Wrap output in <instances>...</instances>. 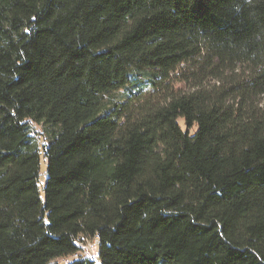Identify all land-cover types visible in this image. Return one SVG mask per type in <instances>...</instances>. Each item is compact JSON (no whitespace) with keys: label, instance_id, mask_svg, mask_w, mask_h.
Returning <instances> with one entry per match:
<instances>
[{"label":"trees","instance_id":"obj_1","mask_svg":"<svg viewBox=\"0 0 264 264\" xmlns=\"http://www.w3.org/2000/svg\"><path fill=\"white\" fill-rule=\"evenodd\" d=\"M263 96L264 0H0V264H264Z\"/></svg>","mask_w":264,"mask_h":264},{"label":"rangeland","instance_id":"obj_2","mask_svg":"<svg viewBox=\"0 0 264 264\" xmlns=\"http://www.w3.org/2000/svg\"><path fill=\"white\" fill-rule=\"evenodd\" d=\"M188 70H189V67H185V69L181 70L180 73H184ZM205 82H206V85H205L206 87L210 84H211L210 86H212L216 83L215 81H207V80ZM174 86L176 89L179 88V89H182L184 92H189L190 90L193 89L194 82L190 79L188 82L187 81L183 82V83L175 82ZM167 94H168L167 91H160L159 94H153V98H154L155 102H158V101L162 100L163 97H165ZM112 99L115 101H120V94L113 96ZM262 103L264 104V96L262 98ZM179 125L182 127L183 131L187 130L183 119H179ZM37 130L39 132H42L40 127H37ZM196 131H197V128L195 127L190 132H191V134H193ZM46 169H47L46 163L42 162L41 170H40V173L42 175L41 176V183L42 184H44V182L46 181V178H47ZM79 244L82 248V251L80 252L81 256L91 258L92 260L94 258H96V254H97V240L96 239H93V240L85 239L82 242H80ZM71 260L72 259H65V260L59 259V260L53 261L51 264H66L67 262H70ZM95 263L99 264V261L96 260Z\"/></svg>","mask_w":264,"mask_h":264},{"label":"built area","instance_id":"obj_3","mask_svg":"<svg viewBox=\"0 0 264 264\" xmlns=\"http://www.w3.org/2000/svg\"><path fill=\"white\" fill-rule=\"evenodd\" d=\"M78 256L76 255V256H74V258H77ZM68 263V262H67Z\"/></svg>","mask_w":264,"mask_h":264}]
</instances>
